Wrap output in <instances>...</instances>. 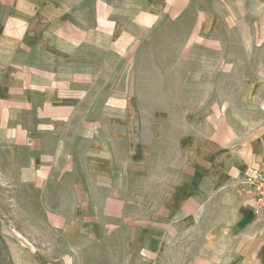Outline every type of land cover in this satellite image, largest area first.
Masks as SVG:
<instances>
[{"label":"crops","instance_id":"0c3cea01","mask_svg":"<svg viewBox=\"0 0 264 264\" xmlns=\"http://www.w3.org/2000/svg\"><path fill=\"white\" fill-rule=\"evenodd\" d=\"M196 1L210 0H0V189L39 209L4 232L24 236L5 245L13 264L125 260L189 235L205 262L264 264V215L240 189L264 164V62L239 99L249 115L198 120L190 106L182 130L160 116L144 126L109 83L95 94L141 31ZM217 1L204 26L241 24L264 46V0Z\"/></svg>","mask_w":264,"mask_h":264},{"label":"rangeland","instance_id":"374dc122","mask_svg":"<svg viewBox=\"0 0 264 264\" xmlns=\"http://www.w3.org/2000/svg\"><path fill=\"white\" fill-rule=\"evenodd\" d=\"M203 7L218 16L217 0H210L208 4L196 1L191 11L178 18L162 17L156 26L141 31L131 44L130 58L109 62V71L114 70V75L99 76L96 96H106L103 90L109 83V93H114V99L130 100L135 114L142 115L146 127L153 117L160 116L166 118L168 127L172 124L182 130L184 117L190 115V106L198 120L219 114L249 115L248 109L238 106L239 99L245 84L264 62V46L258 49L252 46L249 31L241 24L223 27L221 32L217 19L214 28L204 26L209 21H203L200 11ZM255 51L259 57L251 59ZM85 112L91 114L89 108ZM0 193V264H13L14 253L6 250L5 245L11 240L22 241L24 236H5L4 232L11 229L21 232L32 221L27 220L28 214H37L39 209L26 203L8 204L5 189H0ZM202 248L201 240L190 242L189 235L155 255H141L132 250L125 253L129 258L124 260L118 259L117 255L122 253L116 252L114 260L96 258L85 264H218V254H212L205 262ZM18 255L25 257L27 253Z\"/></svg>","mask_w":264,"mask_h":264},{"label":"built area","instance_id":"2783aa9c","mask_svg":"<svg viewBox=\"0 0 264 264\" xmlns=\"http://www.w3.org/2000/svg\"><path fill=\"white\" fill-rule=\"evenodd\" d=\"M240 189L253 203L256 212L264 215V164L245 174L240 182Z\"/></svg>","mask_w":264,"mask_h":264}]
</instances>
